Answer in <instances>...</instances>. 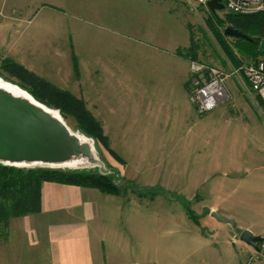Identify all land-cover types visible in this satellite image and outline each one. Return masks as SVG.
<instances>
[{
  "label": "rangeland",
  "instance_id": "374dc122",
  "mask_svg": "<svg viewBox=\"0 0 264 264\" xmlns=\"http://www.w3.org/2000/svg\"><path fill=\"white\" fill-rule=\"evenodd\" d=\"M28 1L27 4H24L25 10H38L39 13H44L48 11L50 4H53L66 12L64 19L67 22L77 21L76 15H71L69 0H62V4H65L63 7L58 5L55 0ZM115 1L110 0V3L113 4ZM123 2L127 10L126 21L135 25H139V20L143 23V29L139 30L137 34L130 33L128 29L121 31L120 34H123L126 39L124 41L120 38L125 42L123 46L127 45L128 50L137 48V46L140 48L141 44H143V48L148 46L165 49L164 51L174 48L176 54L190 59L189 84L197 77L191 69L192 65L197 63L223 69L229 75L228 84V79L238 76L239 82L237 83L245 87V90L236 92L234 96L227 92L226 100L220 104H228L229 109L232 110L237 109L239 103L241 109L250 108L248 103L254 102V97L252 98V93L246 91L247 86L250 89L251 87L243 68L257 62H254L255 60L248 57L246 53L239 52L234 46L235 56L239 61L236 63L226 55L209 26L210 20L216 26H220L219 19H226L227 12L224 9L214 14L207 5H200L197 0H120L115 3L123 4ZM97 4L99 7L105 5L102 0H99ZM128 17H133V22L128 21ZM37 26L38 22H35L30 25V29ZM43 29L48 31L45 27ZM130 36L133 39L129 40ZM224 36L229 42L235 41L234 37ZM190 52L197 54L191 57ZM126 55L127 53L123 51L121 58L115 57L109 60L110 66L83 61L80 77H74L77 71L75 74L72 71L74 75L68 77V82H73L63 84L74 93L78 91L79 94H82L83 92L84 97H80V99L83 100L91 115L102 125L104 133L109 139L110 147L117 153V158L109 152L108 146L103 145L102 140L87 133L84 120L70 112L64 116L60 109H54L41 102L46 107L58 111L60 118L66 122L72 132L90 142L95 155V160H83L80 161V164L69 163L60 165L59 168L74 169L79 167L89 171L109 172L120 184L122 194L130 197V199L127 198L128 206L125 208L121 206V212L129 214L133 211V214H137L142 223L143 234L135 235L130 232L127 229L130 227L127 225L128 222L126 223L127 227L118 229L121 235L123 234L129 239L128 246L124 244L125 240L123 242L121 240L120 245H112L109 239L106 241L103 250L108 253V264H114L115 259L116 264H235L238 261H244L246 264L245 242L240 239L237 232L229 235L210 226L204 220L203 206L199 199L215 181L228 182L227 179L230 177L226 176L228 173H225L224 170H226L225 163L228 156L227 145L230 144L238 158L236 164L240 165L238 169L230 173L237 175L236 180L230 185V189L234 190V195H238L241 199L245 197L250 201L254 209L250 212L251 215L255 216L261 210L264 216V102L253 109L254 115L257 116L256 123L248 126H240V123L234 124L231 136L222 138L215 150L213 134L209 133L212 125H208L209 123L206 124L207 140L204 135L201 136L200 141L192 139V136H195L198 131L187 133L180 139L164 136L163 140L158 139L157 135L151 131L137 132V137L125 140L122 134L128 132L129 126H131L130 121H125L132 119L131 109H127L125 106L127 87L129 85L134 87L140 82L133 67L129 69L132 72H128L126 67L123 72V66L118 64L125 60ZM257 59L264 60L262 56H258ZM4 61L5 59L0 61V80L17 86L36 99L25 89L26 86H24L25 88L20 86L19 79L14 76L7 77L8 74L2 71ZM109 69L111 70L107 71ZM75 70L77 69L75 68ZM240 73L243 74L240 75ZM82 83H85L87 90L84 89ZM52 85L58 90L69 91ZM100 86L102 88L98 89ZM104 89L106 90L103 92ZM44 91L47 92V90ZM73 92L71 93L77 97ZM100 96L102 99L98 101ZM231 97H235L237 100H232ZM106 107H108V112L105 110ZM72 109L74 111V108ZM196 112L201 116L206 115L197 110ZM212 113L207 115H212ZM174 117L176 116L174 115ZM203 124L197 123L196 127L203 126ZM119 130L122 133L121 136H119ZM184 138L185 140H183ZM194 147L198 148L193 151ZM37 165L39 166V164ZM17 166L22 167L21 165ZM213 168H218L219 172L214 178L209 179L210 176L215 175V172L211 170ZM207 176V181L203 183ZM52 184L60 187L65 186L46 183V185ZM76 188L75 186H65L63 190L54 193L59 205L70 207V200L76 197V192H73L77 191ZM50 193H44L48 206L53 205L51 204L53 197ZM124 198L121 197V200H125ZM209 198L213 202L214 192L210 194ZM57 207L56 205L50 209L46 207L47 209L41 214L13 218L7 230H0V264H28L26 261L34 259L33 255L38 250L45 249L47 244L42 229L44 226L52 224L50 219L53 216H59L60 208ZM189 209L198 215L197 220L196 217L188 214ZM111 211L110 207L102 205L103 215L106 213L109 215ZM72 213L74 214V212ZM208 213V211L205 212V214ZM103 215H100L102 219ZM102 223L104 224L102 231L105 230L103 231L105 237V234L111 233L107 226L109 222L102 220ZM118 223L122 224L120 220L112 222V224ZM5 232L7 236L2 235ZM116 248L120 249L116 250ZM78 254L80 255L81 251ZM44 258L47 259L45 254ZM42 263L45 264L44 259H42Z\"/></svg>",
  "mask_w": 264,
  "mask_h": 264
},
{
  "label": "crops",
  "instance_id": "0c3cea01",
  "mask_svg": "<svg viewBox=\"0 0 264 264\" xmlns=\"http://www.w3.org/2000/svg\"><path fill=\"white\" fill-rule=\"evenodd\" d=\"M59 1L55 0L58 5L65 6L62 4V0ZM118 1L120 0L115 2ZM28 2V0H0V54H5L9 60L18 62L49 83L73 92L63 84L73 82L70 80L68 82V77L73 76L75 71L77 74L74 77H80L82 63L92 62L110 66L108 61L115 57L121 58V54L125 51L127 53L125 60L118 64L123 66V72L125 71L124 67L128 72H132L129 69L133 67V71L140 81L134 87L130 85L127 87L125 106L127 109H131L132 119H126L125 122L130 121L131 126H129L130 130L124 134L119 130V136L122 134L125 140L137 137V132L147 133L148 131L157 135V138L161 140L164 136L180 139L187 133L198 131L195 136H192V139L200 141L201 136L204 135L207 140L206 124L209 123L208 125H212L209 133L213 134L215 150L222 138L231 136V129L236 124L248 126L257 122V116L254 115L253 109L257 108L259 104H263V101L247 86V83H245L246 91L252 93L251 96L254 97V102L248 103L250 108L241 109L239 103L237 109L232 110L229 109L228 104H220L211 111V113L214 112L212 115H207L208 113L203 116L199 115L189 98L191 72L188 57L176 54L174 48L164 51L165 49L148 46L143 48V44H141L140 48L137 46V48L128 50L127 45L123 46L126 39L123 34H120L121 31L128 29L130 33L137 34L139 30L143 29L141 20H139V25L129 24L126 21L127 10L124 2L123 4L115 2L112 4L110 0H102L105 5L99 7L97 4L99 0H69L71 15L77 17V21L72 23L64 19L66 12L58 6L50 4L48 11L39 13L38 10H25L24 4ZM116 7L118 9H115ZM101 8L103 10H100ZM128 21L133 22V17H128ZM35 22H38V26L30 29V25ZM44 27L48 31L44 30ZM129 38V40L133 39L132 36ZM242 74L240 73V75ZM228 82L229 84L226 81V90L232 96L236 95V92L245 90V87L238 85V76H233L228 79ZM82 84L87 90L85 83ZM100 88L102 87L100 86L98 89ZM97 91L100 92V90ZM76 93L74 94L79 96L78 98L84 97L83 92L82 94H79L78 91ZM231 98L237 100L235 97ZM100 99H102L101 96L98 101ZM105 110L108 112V107ZM197 123L204 124L197 128ZM227 146L228 156L224 171L230 178L227 179V183L215 181L208 191L201 195L199 201L203 206L204 220L210 226L229 235L236 232L239 235L243 230L248 229L255 235L264 237L262 211L260 210L255 216L251 215L250 212L254 209L250 201L245 197L241 199L238 195H234V190L230 189V185L237 177L230 173L238 169L240 165L236 164L238 158L234 148L230 144ZM197 148L194 147L193 151ZM211 170L215 172V175L210 176L209 179L214 178L219 172L218 168ZM207 178L208 176L203 183L207 181ZM64 187L55 184L46 185V183L43 185L42 210L38 214L44 212L46 207L50 209L56 205L57 208H60L59 216H53L50 219L52 224L46 225L42 229L45 233L46 248L38 250L33 255L35 258L27 260L26 263L43 264L42 259H44L45 264H108V253L103 250L108 239L112 245H120L121 240L122 242L125 240L126 246L129 245V239L123 234L121 235L118 229L128 225L130 229L128 227L127 229L130 232L135 235L143 234V226L137 214H133V211L129 214L121 212V206L123 208L128 206L129 196L106 194L98 189L75 186L77 191L73 192H76V197L70 200V207L66 208L59 205V201L54 195ZM49 192L53 197L51 206H48L47 197L45 198L44 194ZM212 192L215 195L213 202L209 198ZM121 197H125V200H121ZM103 204L112 209L109 215H106L108 213L102 214ZM206 211L209 213L205 214ZM213 211H219L222 216L232 219L235 224L217 220L212 216ZM100 215H103V219ZM102 220L109 222L107 226L111 232L109 235L105 234V237L103 233L105 230L102 231L104 225ZM119 220L122 224H112L113 221ZM135 243H137L136 240ZM135 246L137 248V245ZM245 246L246 261L254 247L246 243ZM119 249L116 248V250ZM44 254L47 259L44 258ZM114 264H116V259ZM235 264L245 263L238 261Z\"/></svg>",
  "mask_w": 264,
  "mask_h": 264
},
{
  "label": "trees",
  "instance_id": "16d2710c",
  "mask_svg": "<svg viewBox=\"0 0 264 264\" xmlns=\"http://www.w3.org/2000/svg\"><path fill=\"white\" fill-rule=\"evenodd\" d=\"M220 26H216L211 20L209 26L220 42L227 56H230L236 63L239 61L235 56V48L239 52L246 53L248 57L257 62L258 56L264 58V53L259 49V43L264 39V12L255 14L226 13V19H219ZM234 25L247 33L254 41L234 38L229 42L224 36V27ZM192 44H194L192 42ZM191 57L195 52L189 53ZM188 56V55H186ZM2 71L7 77H16L21 82L20 86H26L38 101L60 109L64 116L70 112L77 118L86 122V131L102 140L104 146L116 158L117 153L110 147L108 137L99 121L87 110L85 103L69 91L56 89L45 79L37 76L26 69L23 65L8 58L2 65ZM9 80V79H8ZM44 90H47L45 92ZM44 96V97H43ZM79 107V108H78ZM74 108V111L73 109ZM45 183H56L64 185L79 186L84 188L98 189L106 194L120 195L122 190L115 177L103 170L89 171L84 168H59V167H20L8 163H0V230H7L13 218L30 214H37L42 210V188ZM188 214L198 218V215L191 209ZM6 235L7 233H2Z\"/></svg>",
  "mask_w": 264,
  "mask_h": 264
},
{
  "label": "water",
  "instance_id": "95a60500",
  "mask_svg": "<svg viewBox=\"0 0 264 264\" xmlns=\"http://www.w3.org/2000/svg\"><path fill=\"white\" fill-rule=\"evenodd\" d=\"M207 6L214 14L224 9V4L219 0L208 1ZM224 33L230 37L254 41L234 25L226 26ZM259 49L264 53V39L260 41ZM54 111L32 96L16 95L0 86V163L22 167H34L37 164L60 167L69 163L80 164L83 160H95L91 143L72 132ZM212 216L221 222L235 224L218 211H213ZM239 236L255 249L264 240V237L248 229L243 230Z\"/></svg>",
  "mask_w": 264,
  "mask_h": 264
},
{
  "label": "built area",
  "instance_id": "2783aa9c",
  "mask_svg": "<svg viewBox=\"0 0 264 264\" xmlns=\"http://www.w3.org/2000/svg\"><path fill=\"white\" fill-rule=\"evenodd\" d=\"M210 0H197L200 5H207ZM224 4L227 13L253 14L264 12V0H219ZM7 59L0 54V61ZM197 77L192 80L189 87V97L201 114L215 110L227 98L226 81L228 74L221 68L206 66L203 63L193 64L192 68ZM247 75L251 89L264 102V60L243 68ZM259 248L247 256L246 264H264V240L258 243Z\"/></svg>",
  "mask_w": 264,
  "mask_h": 264
},
{
  "label": "bare ground",
  "instance_id": "6f19581e",
  "mask_svg": "<svg viewBox=\"0 0 264 264\" xmlns=\"http://www.w3.org/2000/svg\"><path fill=\"white\" fill-rule=\"evenodd\" d=\"M0 86L10 90L11 92H13L16 95L29 96L22 89L18 88L17 86H15V85H13L11 83H7V82H4V81L0 80ZM54 112H55L56 115L59 116V113L57 111H54Z\"/></svg>",
  "mask_w": 264,
  "mask_h": 264
}]
</instances>
